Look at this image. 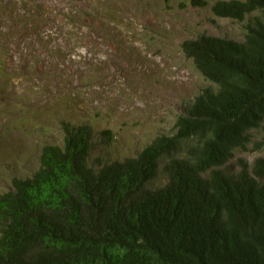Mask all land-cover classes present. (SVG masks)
I'll return each mask as SVG.
<instances>
[{
	"label": "trees",
	"instance_id": "trees-1",
	"mask_svg": "<svg viewBox=\"0 0 264 264\" xmlns=\"http://www.w3.org/2000/svg\"><path fill=\"white\" fill-rule=\"evenodd\" d=\"M189 1L243 23L244 39L181 43L209 85L136 157H92V126L67 123L0 195V264H264V157L231 164L264 123V0ZM124 2L0 0V80L21 46L97 27Z\"/></svg>",
	"mask_w": 264,
	"mask_h": 264
},
{
	"label": "rangeland",
	"instance_id": "rangeland-1",
	"mask_svg": "<svg viewBox=\"0 0 264 264\" xmlns=\"http://www.w3.org/2000/svg\"><path fill=\"white\" fill-rule=\"evenodd\" d=\"M100 18L94 28L49 29L50 42L16 50L14 77L0 80V195L40 168L44 146L62 144L67 123L92 126V157L105 160L136 157L172 134L183 106L209 85L181 43L245 36L243 23L189 0H125ZM235 153L233 165L264 157V123Z\"/></svg>",
	"mask_w": 264,
	"mask_h": 264
}]
</instances>
